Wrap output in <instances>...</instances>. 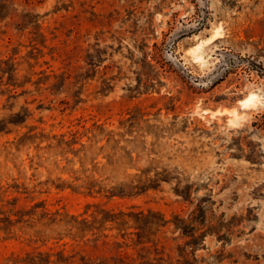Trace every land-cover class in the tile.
Wrapping results in <instances>:
<instances>
[{"label":"rangeland","instance_id":"1","mask_svg":"<svg viewBox=\"0 0 264 264\" xmlns=\"http://www.w3.org/2000/svg\"><path fill=\"white\" fill-rule=\"evenodd\" d=\"M98 128L124 135L117 175L145 172L153 188H69L100 152L82 169L63 142L80 150ZM34 206L113 220L84 240H39L6 222ZM38 252L264 264V0H0V264Z\"/></svg>","mask_w":264,"mask_h":264},{"label":"trees","instance_id":"2","mask_svg":"<svg viewBox=\"0 0 264 264\" xmlns=\"http://www.w3.org/2000/svg\"><path fill=\"white\" fill-rule=\"evenodd\" d=\"M118 137H124V135L116 134L114 131L106 132L103 128H98L97 134L94 133L92 138L89 137L90 144L81 145L80 150H74L73 146L75 143L68 141V143L63 142V145L67 144L70 148V151L74 154L75 157L79 158L82 169L86 168V160L91 154L94 148L99 149V154L91 158L93 170H84L83 169V178H78L77 181L81 182L80 186L69 187L72 190L76 191H87L89 196L100 195L115 197V196H128L130 194H140L146 190L153 188L152 186L147 185L150 183L153 178L148 176L147 173L142 172L139 176L137 174L132 175L133 183L130 184V173H123L121 176L117 175V167L121 164L122 160L128 156V153L125 151V147L121 146V139ZM106 141L105 145L99 146L100 143ZM111 151L105 156L108 160L106 165H100V162H97L99 155L106 150ZM124 152L125 155L118 157L119 152ZM72 162V161H71ZM80 172V171H76ZM103 174V175H101ZM96 175H101V178H97ZM146 176V178H142ZM153 183V181H152ZM147 185V186H146ZM17 205V204H16ZM18 207V206H15ZM39 206H34L32 210L28 211L26 208L20 209L15 214L17 219L12 221L10 213L7 223L11 227H20L21 231H29L32 233L31 236L41 240L44 238H53L64 240V239H73V240H84L89 236L96 235V231H100L102 224L108 219H112V214L110 216L101 215L107 213L103 210L94 212L90 219L82 218V216H69L68 214L60 213H38ZM27 210V211H26ZM139 218H143L139 216ZM44 229L41 231L40 229ZM30 234V233H28ZM25 264H60L59 260H52V255L49 253H33L28 255V259L24 261Z\"/></svg>","mask_w":264,"mask_h":264}]
</instances>
